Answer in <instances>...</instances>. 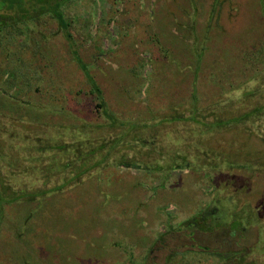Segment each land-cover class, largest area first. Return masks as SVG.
<instances>
[{
  "label": "rangeland",
  "instance_id": "obj_1",
  "mask_svg": "<svg viewBox=\"0 0 264 264\" xmlns=\"http://www.w3.org/2000/svg\"><path fill=\"white\" fill-rule=\"evenodd\" d=\"M223 3L217 29L214 0H71V38L52 15L0 34L3 187L36 191L49 159L70 161L58 168L60 193L24 204L4 226L0 264H129L130 255L152 264L176 248L169 264H264V116L243 119L264 102V55H247L264 46V0ZM10 5L0 0L12 17ZM173 116L181 119L162 124ZM129 121L151 123L143 134L152 143L112 147ZM105 153L112 160L90 168ZM137 158L152 165L124 161ZM207 207L219 224H200L213 231L197 243L170 231ZM165 233L169 243L157 242Z\"/></svg>",
  "mask_w": 264,
  "mask_h": 264
},
{
  "label": "trees",
  "instance_id": "obj_2",
  "mask_svg": "<svg viewBox=\"0 0 264 264\" xmlns=\"http://www.w3.org/2000/svg\"><path fill=\"white\" fill-rule=\"evenodd\" d=\"M70 1L71 0H11V1L9 0V2L11 3V5L9 7L12 8V6L14 4H16L18 6L16 8H13V10L17 9L18 11L16 10V14L13 15L12 17H9L10 15H8L9 13H7L8 11L5 12L6 10H4V11L0 10V18L1 17L3 19L5 18V20L0 19V34L2 32H5V29H10V26L12 28H14L15 25H20L23 23L29 24V21L32 19H36L37 22L41 23V21L44 19L45 16H47V15L51 16L52 15L56 18V20L59 22V24L62 26V28H64V31H66V35L71 38V33L69 32V28H68V27H70V24H69L68 20L66 19L65 15L63 13V7H65L66 4H68ZM12 3H13V5H12ZM214 3H215L214 8L211 11V18H215L217 20L215 23V28L217 29V28H221L222 24L224 23V20L222 19V16H221L222 11H220V6L223 5L224 3H223V0L222 1L214 0ZM192 7H193L194 13H195V11H198V9H199V5L196 2L192 3ZM228 12L230 13V15H229V13H228V15L232 16V8ZM5 15H8V16H5ZM6 18H8V19H6ZM226 20L230 21L229 18H227V17H226ZM247 55L253 56L255 59H256V57H263L264 46L259 51H251L250 53L247 52ZM79 58L77 57L78 63L81 65L82 68L85 69L86 76H87L89 82L91 83V90L93 93L96 94V98L99 100L100 105L103 107V111H104V114H105L107 120L110 121L111 125L117 124V121H119V120L116 118L114 113L108 108V106H106L107 102L105 101V98L103 96L101 88L98 86V84L95 82L93 76L88 71L87 65L83 62V60L81 59L80 56H79ZM17 74L14 76H10V77L16 78V81L19 82V75H17ZM25 75H26V80L24 81V84H26L28 86L29 85L32 86L33 83H32L31 77L29 76L30 74H25ZM47 79H48V84H49V82H51L52 79L49 80V77ZM263 79H264V77H263ZM6 81L7 80L5 79V81L3 83H6ZM13 85H17V82L13 83ZM13 85L10 87L11 88L15 87ZM3 92L4 91H3L2 87L0 86V93L2 94ZM249 92H250L249 94L251 95V96L248 95L249 97H253L254 94L256 93V91L253 89L249 90ZM263 116H264V102H262L258 105L256 104L255 107H253L251 110L246 112L244 114L243 119L244 120H250V118L256 119V118H260ZM194 117L195 118L198 117L196 115V113L194 114ZM179 118H180V116H173L172 118H169V119L163 118L161 122H162V124L163 123L164 124L165 123L171 124V123L176 122V121L181 119V118L180 119ZM229 120H230L229 123L220 121V123L217 122L215 124H216V126H218L220 124H222V126H226V124L227 125L229 124V126H230V125H232V121H235L238 119L230 118ZM155 123H156V121H155ZM150 124L151 123L143 122V121H141V122H139V121L130 122L129 121V122L124 123L123 126H125V128L123 130H125V131H123V133L119 137H116L113 139L111 146L118 149L122 146L121 144H123V142L130 141V143L131 142L137 143V141L139 142L141 140L145 145H147L149 142H151V140L147 142L148 139L144 136L143 133L147 129V127H150ZM51 127L53 129L54 126H51ZM131 130H133V131H131ZM66 132H70V131L66 130ZM129 135H130V137H129ZM50 140H51V138H50ZM85 142L89 143V139L86 140ZM89 146L93 147L92 145H89ZM71 147L73 149L75 147V150L77 151L76 153H78L80 151L79 153L83 154V151L85 150V148H84L85 145H79L78 143L72 144L70 146V148ZM91 147L89 149H91ZM45 148H47V149H45ZM36 149L39 152L43 151V150H46V152L52 151V150L63 151V150H65V147H64V145H56V146L55 145H47V147L46 146L42 147V145H37ZM90 152H91V154H94V151H90ZM110 156L111 155H109V153L108 154L105 153V155L102 156L100 163L99 162L92 163V165H90L91 166L90 168H92L98 164H106L108 162V160H112ZM62 161L63 160L60 161L58 159V161L56 163V162L52 161L51 159H49L47 166L45 167V173L43 174V176L41 175L42 178H40V181H39L42 183V187H40L36 191L25 190L24 187H22V188L20 187L19 188L20 192H19L17 188H13L14 186L10 182H9V184L6 185V187H3L4 183H3V181H1L2 179H0V232L3 230L4 226L8 224V222H11V220H13V219L14 220L17 219L18 216H20L21 212L18 213V210L21 208H25L24 204L26 205V203L27 204L31 203V201H33L36 197H41V199L43 200L42 197H45V195H51V194H56V193L61 192L60 190L62 188H60V187L64 183L61 182V185H60V182H59V172L60 171L58 168L60 167V170H61L62 165H64V167L66 169L70 168L69 167L70 166L69 160H67L65 163H63ZM124 161H128V162L130 161L129 164H134V165H139V163L143 164L144 166H145V164H150L149 162H146L145 160L140 159V158H137L134 160L125 159ZM150 165H152V163ZM170 166H172V165L170 164ZM14 189H16L17 191H15ZM12 205H14L15 207L10 209V207H12ZM14 208H17V209L14 210ZM212 214H213L212 209H210L209 207L202 209L201 211L197 212L195 214V216L192 219H190L189 221L181 223L177 227L176 226L171 227L170 231L171 230H181L182 235H187V233H189V236L191 237L190 239H192L196 236H199V234H202L203 231H213V229L211 228V225L212 224L218 225L219 222H218L217 217H215V218L212 217V216H216L218 213L217 214L215 213L214 215H212ZM204 216H206L208 218V221L211 225L207 226L206 228L201 230L199 228V225L202 223L205 224V222L203 220H201V217L203 219ZM231 224L232 223H228L226 225H229L231 227ZM187 225H188V227H187ZM235 228L236 229L234 230V232L239 229L238 226ZM167 236H168V238H167ZM169 236L170 235L168 233H165V235L164 236L162 235L157 242H160L161 244H164L165 242L169 243V241H170V240H168ZM162 241H163V243H162ZM155 246H157V244ZM164 246H167V245H164ZM185 247H188V245L186 244ZM160 249L163 251L164 247L163 248L160 247ZM154 250H155L154 248L151 249L152 254L154 253ZM179 251H180V248H176V250L170 249L169 252H165V253L162 252L163 254L160 255L159 260H157L154 257L155 259L152 262V264H169V262L172 260V258L176 254H178ZM191 251L192 250H189L187 253H189ZM133 258L134 257H132L130 255L129 264H140V263H135L133 261L134 260Z\"/></svg>",
  "mask_w": 264,
  "mask_h": 264
},
{
  "label": "flooded vegetation",
  "instance_id": "obj_3",
  "mask_svg": "<svg viewBox=\"0 0 264 264\" xmlns=\"http://www.w3.org/2000/svg\"><path fill=\"white\" fill-rule=\"evenodd\" d=\"M212 217H216V216H212ZM210 219V218H209ZM217 219H219V217H217ZM201 220H203L205 223H207V224H209V221H208V218L206 217V216H204L203 217V219H202V217H201ZM207 220V221H206ZM191 224V223H190ZM187 227H188V225H187ZM188 229V228H187ZM189 230V229H188ZM199 232V231H198ZM202 233H205V231H203ZM200 235V234H199ZM183 237H186V239H190L191 237L189 236V233H187V235H183ZM190 240H192V241H194V242H196L197 243V240H196V238L194 237V238H192V239H190ZM229 241H231V240H229ZM201 248L203 249V250H211V249H209V247L208 246H206V245H202L201 244ZM232 259V258H231ZM231 262H232V260H230Z\"/></svg>",
  "mask_w": 264,
  "mask_h": 264
}]
</instances>
